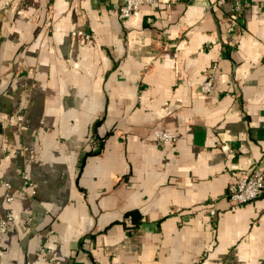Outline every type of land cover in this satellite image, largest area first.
<instances>
[{
    "label": "crops",
    "instance_id": "crops-1",
    "mask_svg": "<svg viewBox=\"0 0 264 264\" xmlns=\"http://www.w3.org/2000/svg\"><path fill=\"white\" fill-rule=\"evenodd\" d=\"M121 2H0L3 264H264V0Z\"/></svg>",
    "mask_w": 264,
    "mask_h": 264
},
{
    "label": "built area",
    "instance_id": "built-area-1",
    "mask_svg": "<svg viewBox=\"0 0 264 264\" xmlns=\"http://www.w3.org/2000/svg\"><path fill=\"white\" fill-rule=\"evenodd\" d=\"M2 0H0L1 2ZM225 0H220L223 3ZM9 4L8 2H5ZM144 7L152 9H158L160 7L159 0H122L118 10L120 19H127L131 17H138ZM243 10L242 4L235 6V11L240 12ZM75 36H82L81 32L74 33ZM205 81L202 86V92L206 95L211 94L214 90V83L216 78V67L208 69L205 72ZM153 142L158 146L166 144H174L177 140L176 136L168 131H155L152 134ZM9 187V184H6ZM32 183L27 173H22V184L20 191L23 194H28L31 190ZM264 196V173L261 170H255L250 176L238 180L235 184L231 185L227 197L233 202L235 206L247 204L257 200ZM8 201H12V198H8ZM12 218L8 216L3 217L0 215V264H3L1 253L3 248L1 242L3 236L7 233Z\"/></svg>",
    "mask_w": 264,
    "mask_h": 264
},
{
    "label": "trees",
    "instance_id": "trees-1",
    "mask_svg": "<svg viewBox=\"0 0 264 264\" xmlns=\"http://www.w3.org/2000/svg\"><path fill=\"white\" fill-rule=\"evenodd\" d=\"M96 153H98V151L92 152V154H96Z\"/></svg>",
    "mask_w": 264,
    "mask_h": 264
}]
</instances>
